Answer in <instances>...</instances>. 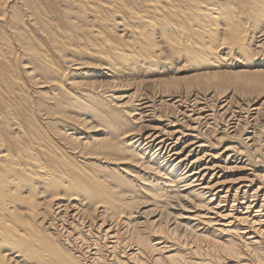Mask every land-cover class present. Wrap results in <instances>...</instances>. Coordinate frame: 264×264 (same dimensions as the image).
<instances>
[{"label":"bare ground","instance_id":"6f19581e","mask_svg":"<svg viewBox=\"0 0 264 264\" xmlns=\"http://www.w3.org/2000/svg\"><path fill=\"white\" fill-rule=\"evenodd\" d=\"M262 34L264 0H0V46H15L2 49L0 66L14 54L27 64L17 77L0 71L10 78L1 93L19 88L21 76L40 82L49 88V98L37 93L41 119L56 118L0 110V264H264V173L256 171L264 162L246 150L249 137L213 152L215 113L205 103L227 91L264 97V39L254 41ZM120 85L156 87L174 116L150 124L154 101L141 90L129 111L101 96ZM78 115L95 118L102 137L76 133L87 126ZM125 161L156 179L134 184L121 174ZM229 169L250 172L228 183ZM139 197L155 209L190 200L203 209L190 221L217 228L174 224L153 243L134 217ZM182 227L205 248L168 245Z\"/></svg>","mask_w":264,"mask_h":264},{"label":"rangeland","instance_id":"374dc122","mask_svg":"<svg viewBox=\"0 0 264 264\" xmlns=\"http://www.w3.org/2000/svg\"><path fill=\"white\" fill-rule=\"evenodd\" d=\"M7 1L9 3V5L11 6L17 0H7ZM26 34L30 39H35L38 41V37H39L38 34L39 33H37L36 31L30 30V31H27ZM259 36L260 35H257L256 37H259ZM260 39L261 40L264 39V34H262V36L255 39L254 41L256 42V40L258 41ZM38 43L42 46L45 45L44 41L39 40ZM7 47L15 48L14 43L9 40L7 43H5L4 46H0V52L2 51V49H6ZM257 57L258 56H256L255 59ZM259 59H262V57L259 56L257 60H259ZM68 61H69V59H67L64 62V64H66L65 65L66 69H68V65H69V64H67ZM7 62L9 63V65L7 64ZM1 64H3L4 67L0 66V71H3V70L16 71L15 77H17L18 71L21 72L20 70L23 66H27L26 62L22 61L15 54L8 57L7 61L2 62ZM86 70H88V69H86ZM67 71H69V69ZM187 71L186 70L179 71V77L185 76ZM20 78L22 80L21 81L22 85L19 88H16L14 86V88L11 90V92L8 95H5V94L1 93V91L3 92L4 88H5V81L3 79H8L7 81H9L10 78L0 77V94L2 95V100H3L2 105H0V110L2 109V106H10V107L15 109L17 114H18V111L21 112V114H18V116L21 115L24 118H28V116H29L32 119H34V121H37L38 123H44L46 121L54 122L56 120V118H54V116L52 114L47 116L48 120H42L44 117L42 114H45V112L38 111L39 109L37 108V107H39L38 101H40V99L38 98L40 96L37 93L38 92H45L46 97L49 98L48 86L41 88V87H39V84L38 85L36 84V83H40V82H37V81L32 82L30 80L22 78V76ZM87 82H89V81H87ZM136 90H139V91L141 90L144 95H147V96L150 95L151 97H153V98H151L149 96L150 99H152L154 101V103H153L154 109H155L154 117L156 118L157 121L153 120L150 122V124L156 125V124H159L161 122L160 118H157L158 115L174 116L171 114L172 111H174L173 106L167 105V104H170L171 102H166V103L162 102L164 104L161 103V106H160L159 102L157 103L158 99H156L154 97V95H156L154 93L156 91H158V89L156 87L154 88L152 86H149V87H145V88H138L137 86H134V85L133 86L120 85V86H117L115 88L110 89L105 95H103L101 93V96H103V97L112 96L113 100H111V102L113 105L115 103H118L117 105L125 103V104H123V107H119V108H122V110L129 111V110H131V104L128 103L127 101H133V103H134V100L136 99L134 92ZM210 92H215V90H210ZM210 92H208V94ZM232 93L233 92H231V91H227L224 95H220V96H225V97L217 98L215 100L213 98L208 100V97H207V100L205 101L208 109L215 113V120H214V123L211 125L213 127H211V129H210L211 133H213V134H211V136L208 137L209 138L208 140L212 145V146H210V148L212 149L213 152L218 153V152H221V150H223V148L225 146L231 144V142L240 143L241 140H245L247 137H249L252 139L253 144L251 147L245 146L246 150L249 149L248 152L250 154H252L253 156H255V158H257V159L259 158L258 160L260 161V163L263 160L262 161V163H263L264 162V147H263L264 146V143H263L264 142V97L262 95H260L259 97H257V95H253V96H251V95L244 96L243 95L242 96L240 94H235V93L233 95ZM231 96L233 99L231 98V100L228 103L223 102ZM255 97H257V98H255ZM108 101H110V100H108ZM254 109H258V111H257L258 113ZM78 116H81V119L85 120L83 122L85 124H87V126L82 128V129H79V125H77L78 129L76 130L77 131L76 133H78V134L80 133L81 137H84L87 139L102 137V131H101V129H99L97 127V124L95 122L96 121L95 118H93L89 115H78ZM128 116H130V115H128ZM224 117H225V119H224ZM57 118H59V117H57ZM81 119H79V120H81ZM239 119H240V121H239ZM225 120H226V122H225ZM129 121L131 122V118H129ZM255 122H256V124H255ZM234 123L238 124L235 127V130L232 133H231L232 130H229L228 132L232 134L231 136L236 134L235 138H231V136H230L228 139L222 138L221 140H218V138L222 137V132L227 131V129H229L231 126H233ZM229 124H231V125H229ZM249 144H251V143H249ZM54 147L61 149V147L59 145H55ZM98 160H102V158L98 159ZM238 162L239 161H237V163ZM104 165H106V164H104ZM109 166H112V165H109ZM234 166H235L234 164L228 165L229 168H233ZM120 167L122 169L125 168V169H123L125 174L124 173H121V174H123L124 176H127L126 173H128L127 177L130 179H133L135 181L134 184L135 183L139 184L141 182L143 184H146V185L149 184L150 185V183H148V181L153 182V180L156 179V176H154L152 172H149L147 170L142 169L140 166L135 165L134 162L125 161V162L120 164ZM130 171H134V173H129ZM256 171H257V173H264V164H262L260 169H258ZM261 171H263V172H261ZM249 172L250 171H240V170H236V169H229L227 172L222 174L221 180L228 182V183H237V182H240L243 178H245L249 174ZM130 176H132V177H130ZM142 179L147 180V181H144L145 182L144 183L142 181ZM138 199H140V200L136 201V204L134 205V208H133V211L135 213L134 217L136 219H138L139 222H145V224H144L145 227L149 228V231L151 233V239H155L153 241V243L155 241H158V239L160 237H163V236H161L162 235L161 232H163L167 228V226L169 227L168 228L169 230H173L174 224H179V223H181L182 225H184V224H188V225H192V226H198L199 225L197 230H199V229L201 230L203 227H205L207 225L206 224L204 226L202 224L196 223V221H190L191 217H193L194 215H196L198 213L203 212L202 208L196 206V204H194V202H192L190 200H188L187 202L183 201V200H178V201L174 200V201L170 202V204L167 208L164 207L163 209H160V208L155 209L150 205L151 202L149 200H147V198L139 197ZM164 202H166V201H164ZM164 202H161V203L163 204ZM161 203H160V205H162ZM160 215H161V218L159 219ZM207 216H208L207 218H214L213 214L212 215L208 214ZM160 225H161V227H159ZM206 227L208 230H211V231H212V229L217 228L212 223L208 224ZM178 232H179L178 234H180V235H176V234L173 235L172 234L173 231H172L171 234H168L165 237L167 239V241L169 242L168 245H175V247H177L178 245H182L184 242H187L188 246L182 247L183 249L193 250L196 246H199L201 248H205L203 243H200V242L196 243V241L193 243L194 237L192 238L190 236L189 232H187L188 234L187 233L183 234V227ZM166 239H164V240H166ZM261 246H262V248H264V243H262ZM200 252H207V251L201 249ZM199 257L200 256H196L195 258H198L199 260H201L202 257H211V256L203 255L202 257H200V258ZM211 258L213 260V264L217 263L216 258H214V257H211ZM221 262L222 263L227 262L228 264H234L235 262H238V261L233 258L231 260L219 261V263H221ZM136 264H139V263H136Z\"/></svg>","mask_w":264,"mask_h":264}]
</instances>
